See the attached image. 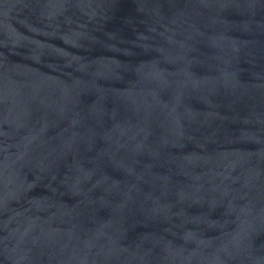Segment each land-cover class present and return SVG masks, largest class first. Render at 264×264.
<instances>
[{
  "label": "water",
  "instance_id": "obj_1",
  "mask_svg": "<svg viewBox=\"0 0 264 264\" xmlns=\"http://www.w3.org/2000/svg\"><path fill=\"white\" fill-rule=\"evenodd\" d=\"M0 264H264V0H0Z\"/></svg>",
  "mask_w": 264,
  "mask_h": 264
}]
</instances>
